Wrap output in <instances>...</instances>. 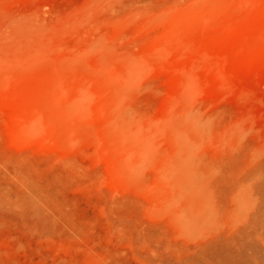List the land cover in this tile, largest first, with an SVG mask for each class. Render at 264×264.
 <instances>
[{"label": "rangeland", "instance_id": "obj_1", "mask_svg": "<svg viewBox=\"0 0 264 264\" xmlns=\"http://www.w3.org/2000/svg\"><path fill=\"white\" fill-rule=\"evenodd\" d=\"M0 264H264V0H0Z\"/></svg>", "mask_w": 264, "mask_h": 264}]
</instances>
